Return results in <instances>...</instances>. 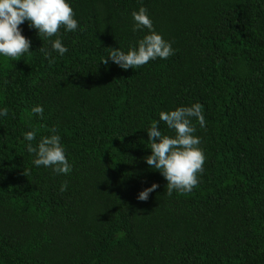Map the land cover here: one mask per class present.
<instances>
[{
  "label": "trees",
  "instance_id": "1",
  "mask_svg": "<svg viewBox=\"0 0 264 264\" xmlns=\"http://www.w3.org/2000/svg\"><path fill=\"white\" fill-rule=\"evenodd\" d=\"M68 2L75 31L45 40L23 23L29 52L0 56V264H264V0ZM141 5L173 53L121 69L106 56L146 34ZM194 102L202 170L168 194L144 130L173 135L158 113ZM32 129L33 145L55 130L69 173L32 164Z\"/></svg>",
  "mask_w": 264,
  "mask_h": 264
},
{
  "label": "clouds",
  "instance_id": "2",
  "mask_svg": "<svg viewBox=\"0 0 264 264\" xmlns=\"http://www.w3.org/2000/svg\"><path fill=\"white\" fill-rule=\"evenodd\" d=\"M131 16L133 31L147 29V32L136 41L135 46H129L127 51L119 47L110 48L106 57L112 63L121 69H128L158 57L166 59L173 53L171 44L153 29L145 7L141 5ZM23 23L35 29L38 36L43 35L45 40L55 35L60 27H63L65 32L75 31L78 27L68 0H0V56L16 58L29 52L30 41L22 35L19 27ZM49 43L50 49L57 55L62 56L67 51L59 36ZM38 50L45 58L49 57L50 52L45 48L40 47ZM104 61L105 57L101 62ZM30 113L42 116L43 108L39 104L33 105ZM7 114V107L0 106V117ZM158 117L173 135L162 133L157 127L158 121H151L149 127L144 130L150 152L143 159L147 166L157 170L166 180L168 194L174 189L190 191L198 182L197 173L202 170L205 159L203 150L199 147L200 138L193 134L196 131L193 118L201 128L205 126L202 105L194 102L189 106H176L167 111H160ZM35 138V129L24 132L25 149L33 154V165L46 168L50 166L57 174H67L71 171L72 166L66 158L65 148L55 130L41 136L33 145ZM65 184L66 182L60 185V191L64 190ZM156 188L157 184L151 183L139 190L136 198L146 200L148 194Z\"/></svg>",
  "mask_w": 264,
  "mask_h": 264
}]
</instances>
